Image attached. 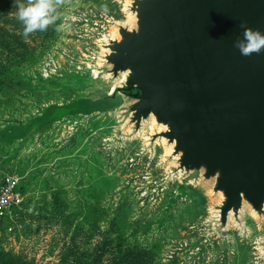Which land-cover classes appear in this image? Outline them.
<instances>
[{"label": "rangeland", "instance_id": "rangeland-1", "mask_svg": "<svg viewBox=\"0 0 264 264\" xmlns=\"http://www.w3.org/2000/svg\"><path fill=\"white\" fill-rule=\"evenodd\" d=\"M126 5L61 0L45 32L4 26L17 46L12 59L0 48V182L14 178L20 201L0 220V264H76L95 250L109 252L102 264H264V217L244 208L219 230L212 182L171 174L152 120L134 134L124 107L92 108L120 83L99 74L114 25L131 23Z\"/></svg>", "mask_w": 264, "mask_h": 264}, {"label": "water", "instance_id": "water-1", "mask_svg": "<svg viewBox=\"0 0 264 264\" xmlns=\"http://www.w3.org/2000/svg\"><path fill=\"white\" fill-rule=\"evenodd\" d=\"M126 12L99 74L120 83L92 108L124 107L134 134L152 120L171 174L212 182L219 230L244 208L263 218L264 52L243 56L235 44L245 27L264 32V0H127Z\"/></svg>", "mask_w": 264, "mask_h": 264}, {"label": "clouds", "instance_id": "clouds-1", "mask_svg": "<svg viewBox=\"0 0 264 264\" xmlns=\"http://www.w3.org/2000/svg\"><path fill=\"white\" fill-rule=\"evenodd\" d=\"M16 17L23 26L22 35L27 38L35 32H45L59 18L58 8L61 0H14ZM243 27V25H242ZM235 47L243 56L264 52V32L259 29L245 27L243 38L236 42Z\"/></svg>", "mask_w": 264, "mask_h": 264}, {"label": "trees", "instance_id": "trees-1", "mask_svg": "<svg viewBox=\"0 0 264 264\" xmlns=\"http://www.w3.org/2000/svg\"><path fill=\"white\" fill-rule=\"evenodd\" d=\"M14 0H0V23L3 21L4 26H8L10 30H14L15 26L18 23L15 16H11L14 10L12 9V3ZM25 1V0H24ZM17 39L15 34H11V32L4 28L0 29V48L5 50L7 47L10 49L9 59H12L14 56V52L16 51ZM27 49V48H26ZM1 64V63H0ZM19 191V188H18ZM20 193V191H19ZM109 253L105 250H95L93 254H89V252H85L80 255L75 263L76 264H102L104 258H106V254Z\"/></svg>", "mask_w": 264, "mask_h": 264}, {"label": "built area", "instance_id": "built-area-1", "mask_svg": "<svg viewBox=\"0 0 264 264\" xmlns=\"http://www.w3.org/2000/svg\"><path fill=\"white\" fill-rule=\"evenodd\" d=\"M20 201L18 182L11 177H4L0 182V220Z\"/></svg>", "mask_w": 264, "mask_h": 264}]
</instances>
